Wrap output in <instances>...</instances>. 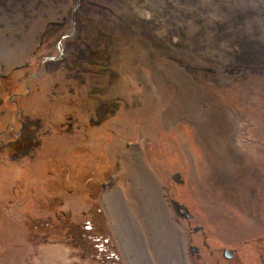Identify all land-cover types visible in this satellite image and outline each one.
<instances>
[{
	"label": "rangeland",
	"instance_id": "374dc122",
	"mask_svg": "<svg viewBox=\"0 0 264 264\" xmlns=\"http://www.w3.org/2000/svg\"><path fill=\"white\" fill-rule=\"evenodd\" d=\"M220 247L262 262L264 0H0V264Z\"/></svg>",
	"mask_w": 264,
	"mask_h": 264
},
{
	"label": "flooded vegetation",
	"instance_id": "af4514ba",
	"mask_svg": "<svg viewBox=\"0 0 264 264\" xmlns=\"http://www.w3.org/2000/svg\"><path fill=\"white\" fill-rule=\"evenodd\" d=\"M190 246H192V244H190ZM190 246H189V250H190ZM192 256L197 257L198 259L200 258V254H199V249L198 247H196L195 251L192 253L190 252ZM210 258H209V264H225V261H231L232 259H234L235 257V253L231 250V249H227V248H216L214 250H211L209 252ZM261 257V264H264V250L261 252L260 254ZM203 264H207V263H203Z\"/></svg>",
	"mask_w": 264,
	"mask_h": 264
},
{
	"label": "water",
	"instance_id": "95a60500",
	"mask_svg": "<svg viewBox=\"0 0 264 264\" xmlns=\"http://www.w3.org/2000/svg\"><path fill=\"white\" fill-rule=\"evenodd\" d=\"M39 67H40V65H39ZM175 180L176 181H180V180H178V178H176ZM171 204H172L173 210L175 211V213L179 217L184 218V219H189L190 217H192V215L189 213V211H188V209H187V207L185 205L180 204V203H178L177 201H174V200L171 202ZM195 249H196L195 246H190V252L193 253L195 251Z\"/></svg>",
	"mask_w": 264,
	"mask_h": 264
}]
</instances>
